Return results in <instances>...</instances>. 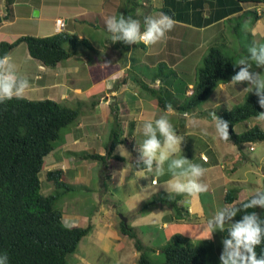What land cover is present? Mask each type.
<instances>
[{"label": "crops", "instance_id": "0c3cea01", "mask_svg": "<svg viewBox=\"0 0 264 264\" xmlns=\"http://www.w3.org/2000/svg\"><path fill=\"white\" fill-rule=\"evenodd\" d=\"M5 2L6 0H0V42L15 41L26 36L49 37L61 33L86 39L91 45L92 50L82 48L54 68L44 67L31 58L24 44H19L8 53L20 74L27 77L32 85L24 96L25 99L51 100L69 108L81 106L84 110L82 116V110L80 111L78 122L67 127L62 142L44 158L42 169L46 178L44 193L41 192L44 196L55 191L53 182L47 179L48 172L60 171L59 181L72 187L66 191L61 189L63 194L59 198L58 204L61 207L58 209L62 213V224L67 228L91 226L89 234L79 242L76 252L71 255L72 264H110L112 261L137 264L140 253L135 246L127 245L129 239L121 235L117 218L126 219V225L134 229L137 239L141 241L138 237V232H141L139 228L148 227L150 218L153 217V223L165 230L169 229V219H174L172 210L167 206L158 205L142 211V205L161 194L176 195L168 193L163 186L171 179L167 162L164 164L165 174L157 177L159 184L155 188L150 184L152 177L138 180L136 185L128 183L139 160L138 145L145 139L143 123L163 114V109L147 89L158 91L164 88L163 82L159 80V66L163 65L167 68L165 74L170 75L169 79L164 78L165 86H170L165 89L174 101L182 102L189 95L187 93L193 87L196 69L210 47L220 45L223 46L224 53H231L237 40L240 44L244 35L255 39V45L262 44L264 4L241 3L237 0H12V16L4 20ZM159 13L167 14L176 21L165 41L151 49L143 44L111 42V33L107 31L105 23L108 17L132 15L141 22L143 30L144 18ZM57 20L64 22L62 28L55 27ZM245 25H248L247 29ZM89 73H92V78H89ZM232 86L230 79L219 84L215 92L219 95V91ZM236 86L238 84L234 87ZM231 98L229 96L223 101L229 102ZM206 102L207 100L202 105ZM205 111L210 110L199 107L189 113L190 116H185V113L175 110L170 120L177 134L185 137L181 149L187 147L189 150L182 156L208 170L203 178L208 191L193 198L184 196L183 202H189L185 209L200 214L206 209L210 220L215 214L212 207L215 191L221 189L223 207L228 205L225 204V196L235 189L228 190L225 185L239 184L232 176L237 175L238 164L246 159L239 151L229 153L227 148H222L221 143H217L222 141L216 137L215 130L205 123L210 120L203 116ZM190 117L200 121L198 128L188 123ZM202 119L206 121L201 122ZM202 129L208 131L207 137L201 135ZM247 129L240 128L239 133L235 134H241ZM113 142L116 143L113 154L122 157L120 161L111 158L104 165L100 161L76 156L83 152L105 156ZM121 147L126 153L123 149L120 152ZM237 149L239 150L238 147ZM263 159L259 158L261 163H264ZM125 166L129 172L120 183L118 173ZM248 172L243 175H248ZM241 184L248 185L249 182ZM148 185V189L141 190ZM247 187L243 186L244 189ZM76 189L86 192L73 193ZM85 193L95 197L94 211L85 213L67 208V204L75 206L84 203ZM247 199H236L232 204H242ZM203 215L206 216L205 213ZM147 219L148 222L145 223ZM180 221L184 220L178 219ZM151 230L148 227L147 232H156ZM226 230L227 226L224 233L216 232L222 237L215 234L214 241L219 248ZM158 236L156 233V239L152 240L153 246L149 240L147 245L156 253V244L164 243H159ZM152 238L154 239V235ZM84 240L85 253H81L79 247ZM159 250L161 254V248Z\"/></svg>", "mask_w": 264, "mask_h": 264}, {"label": "trees", "instance_id": "16d2710c", "mask_svg": "<svg viewBox=\"0 0 264 264\" xmlns=\"http://www.w3.org/2000/svg\"><path fill=\"white\" fill-rule=\"evenodd\" d=\"M237 1L264 4V0ZM11 6L12 0H6L4 20L12 16ZM19 44H24L29 56L48 68L56 67L82 48L92 50L86 39L60 33L49 37L26 36L15 41H1L0 56L9 53ZM234 65L233 56L224 53L223 46H213L208 49L201 65L196 69L192 93L185 96L182 102L174 101L165 89L170 86H165L164 78L169 79L170 75L165 74L167 68L163 65L159 66V80L163 82L164 88L158 91L147 90L161 109L164 110L165 105L171 103L176 111L191 113L207 100L219 84L231 79L239 70ZM79 107L69 108L51 100L31 101L25 98L0 104V254L7 253L8 264H67L69 256L76 252L79 242L91 230L90 225L85 228H67L62 224V213L58 209V201L63 194L61 189L66 191L72 187L59 181L60 171L47 173V179L51 180L55 187L54 193L50 195L44 196L41 193L39 180L44 158L56 148V144L62 142L61 132L79 118ZM260 112H264V109L260 108L253 93L241 104L220 111L218 117L229 123V142L239 149L246 144L264 142V129L258 125L241 134L234 132L237 124L255 118ZM115 146V142L111 143L105 156L86 152L76 156L85 160L100 161L105 165L108 159H123L113 154ZM235 193L236 191L232 190L226 194L225 204L236 201ZM178 196L158 195L146 201L141 210L145 211L158 205L167 206L176 210L174 216L178 220L183 211L178 204ZM256 211L264 219V210ZM241 218L238 215L235 222ZM119 231L121 235L133 240L135 248L140 252L137 264H159L149 260L145 253L147 249L137 239L133 228L120 221ZM209 245L210 247L194 246L188 238L175 234L161 248L165 260L160 264H218L220 260L212 250L213 244ZM256 251L258 256L264 252V244L257 247ZM221 253L222 251L219 257Z\"/></svg>", "mask_w": 264, "mask_h": 264}, {"label": "clouds", "instance_id": "9594fccd", "mask_svg": "<svg viewBox=\"0 0 264 264\" xmlns=\"http://www.w3.org/2000/svg\"><path fill=\"white\" fill-rule=\"evenodd\" d=\"M105 23L113 44H143L151 49L167 39V34L175 27L176 21L164 13L147 16L144 18L142 30L139 20L120 14L118 17H108ZM234 67L239 68V71L231 77V85L247 84L243 92L253 93L260 108L264 109V71H258L264 70V45L253 44L248 48V54L239 58ZM31 87L28 78L20 74L12 56L8 53L0 56V104L24 98ZM174 113L175 109L171 103H167L159 118L143 123L142 132L145 139L138 145L139 160L128 183L136 185L138 180L152 177L150 184L155 188L159 184L157 177L165 174L164 164L167 162L171 179L163 186L168 193L193 198L208 191V185L203 182L208 170L182 155L177 156L181 153L185 137L177 134L170 120ZM185 116L190 114L185 113ZM210 116L216 137L229 142V123L218 117L215 112ZM254 119L264 127V112L257 113ZM188 123L197 128L200 125V121L195 117H190ZM201 135L207 137L209 133L202 129ZM121 149L123 148H120V152ZM123 152L126 153L124 149ZM128 172L125 166L118 173L120 183L125 180ZM149 185L141 190L148 189ZM256 209L264 210V192H257L242 204L225 205L207 221L206 240L212 239L216 232L224 233L227 226V235L222 240L220 264H264V252L258 256L256 251L257 247L264 244V219ZM238 215L242 218L233 223ZM0 264H8L7 253L0 254Z\"/></svg>", "mask_w": 264, "mask_h": 264}, {"label": "rangeland", "instance_id": "374dc122", "mask_svg": "<svg viewBox=\"0 0 264 264\" xmlns=\"http://www.w3.org/2000/svg\"><path fill=\"white\" fill-rule=\"evenodd\" d=\"M131 17H132V15H131ZM45 28H47V26ZM245 28L247 29L248 25H245ZM242 37H243V41L239 44L238 40L236 39L237 44L235 43V47L232 48V52L227 53V54L233 56L235 64L239 58L246 56L248 54V48L251 47L253 44H255V41H256L255 39H253L247 35H244ZM93 40H95V37H93ZM260 45H264V41ZM219 46L220 45H216V47H219ZM257 46H259V43ZM90 53H91V51H90ZM91 56L93 58H95V55L92 53H91ZM200 65L201 64H199V66ZM258 71H264V70H258ZM167 76H168V74H167ZM89 78H92V73H89ZM247 86H248L247 84H238V86H236V87L232 86V87H229L225 91H222V92L219 91V95L216 94V92H215V91H217L216 90L217 87H216L214 89V91L211 93V95L207 98V102L205 103V105L199 106L203 109L209 108L210 111L203 112V116L204 117L206 116L207 118L210 119L208 122H205V123H207V125H209L212 128V130H215V128H214V124L211 123L210 114L215 112L216 115L218 116L220 111L229 110L232 107H234L238 104H241L247 96L252 94V93H248V92H243ZM191 93H192V89L187 94L190 95ZM189 95H187V96H189ZM229 96L232 98L230 99L229 102L225 103L223 100H225V98H227ZM214 104L217 106H214ZM71 108H74V107H71ZM79 108H80V111L82 110V114H81V116H82L84 113V110L81 108V106ZM78 119L73 124L77 123ZM204 121H206V120L205 119L201 120V122H204ZM251 122L252 123L255 122L256 124H251ZM251 125L252 126L258 125V126H260V128L264 129V127H262L256 121H254V118H251L248 121H245V122L238 124L235 128V132L239 133L238 130L240 128H244V127L250 128V127H252ZM67 129H65L64 131L61 132V137H63V135ZM190 131H192V130H190ZM117 133L119 134L118 131H117ZM214 136L215 135L213 134V137ZM186 143H187V141H186ZM217 143H221L222 148H227L229 153H232L233 151H239V153L246 159V160L241 161L240 164H238L237 175L232 176V178L234 180L239 181V184L227 183L225 185L228 190H231L233 188L235 189L236 199L241 201L245 198L247 199L251 195H256L257 192L264 191V182H263L264 166H260V164H264V163H261L262 161L260 162V160H259V158L260 159L262 157L264 158V155H263L264 142H257L255 144H246V145H243V148H241L239 150L237 149V147L232 142L222 141V142H217ZM58 144H60V143H58ZM248 146L254 147L255 150L250 151L247 148ZM188 150L189 149L187 147H186V149H183L182 152L179 153L180 156L183 155L184 153L186 154V152H188ZM247 171H249L247 173L248 175H243L244 172H247ZM94 173H95V171H94ZM39 178H40V182H41V192L44 193V189H45L44 181L46 180L45 172H43V171H42V173L40 172ZM244 181L249 182L248 185H250V187H247L248 185L243 184V186L247 187V189H244L242 184H241L242 182L244 183ZM105 190H108V189L105 187ZM220 190L221 189L216 190L215 194H214V201L212 204L213 209H215L214 212L218 211L219 209H221L223 207L222 200H221L222 196H221ZM83 191L84 190H82V189H76L75 191H73V193H81ZM84 192H86V191H84ZM70 193L71 192H69V194ZM73 193H71V195H73ZM88 193H85L83 195V196H85L84 201H83L84 203H82L80 205L76 204L75 206L72 204H67V208H70V209L75 208V210H77V211L80 210V211L85 212V213H88L90 211H94L95 210V208H94L95 207V197H93V195L88 194ZM100 196L102 197V195H100ZM183 198H184V195L178 196V202H179L178 204L182 207V210H183L180 219H182L184 221L178 222L177 218H175V216H174V214L176 215V212H175L176 210L172 209L174 219H169L170 221L167 219V221H169V225H168L169 229L168 230L162 229V227H158L157 225H155L153 223V217L149 219V222L147 219L145 223L148 222L147 226L152 229L151 230L152 232H153V230H155L156 232H153V234L151 232H147L148 227H146V226H142L139 228L141 232H138V237L141 239L142 243L144 244L145 248L147 249L145 253L147 254L149 260L154 262V263L160 264V263L164 262V260H165L164 254L159 253V252H161L159 250V248H163L164 244L166 243V240L168 241V239H170L175 234H180V235L188 238L189 242L192 243L194 246L207 245L210 247L209 244L212 243L213 247H214V248H212V250L214 251V253H216L217 257L219 258V253L222 251L223 246L221 245V247L219 248L216 245L214 239H215V234H217L218 236L220 235V237H222V235L218 234V233H214L212 236V239L206 240L207 235H208V230L206 228V224H207V221L209 220L208 219L209 218V212L206 209H204V213L206 215V216H204L203 215L204 213L200 214V213H192L191 211L190 212L187 211L185 208L187 206H189V202L184 203ZM202 199H204V198H202ZM100 205H102V204H100ZM60 207H61L60 204H58V208H60ZM121 219H122L121 217L117 218V220H119V222L121 221ZM234 223H235V221H234ZM156 233L159 234V236L157 238V240H159V243H160V241L164 242V243H160L161 246L163 245L162 247L159 244L158 245L156 244L155 247L158 248V251H157L158 253L153 251L154 250L153 248L149 249L147 247L148 240L152 246L154 245V242H152V240L154 241L156 239ZM153 235H154V239L152 238ZM84 243H85V240L81 243V245L79 247V252H81V253H85L84 252ZM127 245L134 246V241L129 239ZM127 245L125 244V248H124V256L125 257L127 254ZM122 254H123V252L121 251V255ZM112 263L119 264L117 262L115 263L114 261L110 262V264H112ZM67 264H72L71 256H69V258L67 260ZM218 264H220V262Z\"/></svg>", "mask_w": 264, "mask_h": 264}, {"label": "built area", "instance_id": "2783aa9c", "mask_svg": "<svg viewBox=\"0 0 264 264\" xmlns=\"http://www.w3.org/2000/svg\"><path fill=\"white\" fill-rule=\"evenodd\" d=\"M63 26H64V22H63L62 20H57V21L55 22V27H56L57 29L62 28ZM249 150H250V151H254V147L250 146Z\"/></svg>", "mask_w": 264, "mask_h": 264}, {"label": "water", "instance_id": "95a60500", "mask_svg": "<svg viewBox=\"0 0 264 264\" xmlns=\"http://www.w3.org/2000/svg\"><path fill=\"white\" fill-rule=\"evenodd\" d=\"M0 23H1V18H0ZM121 221L123 222L124 225H126V219L122 218Z\"/></svg>", "mask_w": 264, "mask_h": 264}]
</instances>
